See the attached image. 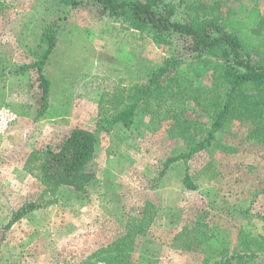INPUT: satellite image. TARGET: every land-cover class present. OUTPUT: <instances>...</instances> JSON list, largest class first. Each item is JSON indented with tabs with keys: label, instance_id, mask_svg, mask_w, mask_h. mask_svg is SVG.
<instances>
[{
	"label": "rangeland",
	"instance_id": "374dc122",
	"mask_svg": "<svg viewBox=\"0 0 264 264\" xmlns=\"http://www.w3.org/2000/svg\"><path fill=\"white\" fill-rule=\"evenodd\" d=\"M76 1L0 0V110L15 116L0 132V264H103L100 256L109 248L113 255L112 246L138 223L147 204L156 214L127 253L129 264H202L209 258L204 249H240L243 232L264 245V143L248 138L251 124L234 122L215 150L174 163L164 174L166 159L185 149L169 134L172 115L185 113V102L175 100L170 86L162 85L160 107L149 103L132 130H99L101 107L112 110V96L126 97L171 55L184 52L185 65L175 75L189 71L196 86L207 87L210 73L194 57L185 58L183 38L166 32L154 39L152 31L133 30L127 20L101 13L97 0ZM252 7L264 17V0H160L155 11L184 25L194 17H244ZM51 23L57 43L44 70L49 105L37 119L34 72L15 71L41 54L42 32ZM77 128L97 139L87 166L93 180L82 193L62 186L50 194L40 181L39 158ZM187 173L196 190L184 186ZM27 203L42 207L4 229ZM190 238L191 250L174 248Z\"/></svg>",
	"mask_w": 264,
	"mask_h": 264
},
{
	"label": "trees",
	"instance_id": "16d2710c",
	"mask_svg": "<svg viewBox=\"0 0 264 264\" xmlns=\"http://www.w3.org/2000/svg\"><path fill=\"white\" fill-rule=\"evenodd\" d=\"M60 5H74L76 0H57ZM107 16L127 20L133 30L152 31L154 39L161 40L166 32L184 39L185 53H189L206 71L210 73L207 87L196 86L189 71L180 77L175 71L184 63V52L165 59L156 70L146 73L143 83L137 84L126 97L112 96L111 110L101 107L97 128L105 133H112L117 127L132 130L137 116L147 111L149 103L157 102L158 109L163 92V84L170 86L172 96L177 102H185V113L172 115L173 124L169 128L171 137L180 138L185 145L184 151L169 157L163 163L162 174L174 163L189 162L201 152H212L220 144L225 132H230L234 122L250 123L252 131L248 138L264 143V38L260 30L264 28V17L257 7H252L247 16L230 17L206 21L191 18L187 23L169 22L161 19L155 11L160 0H97ZM44 49L37 59L30 64L18 67L15 73L33 71L40 90L39 108L36 118H42L48 109L50 82L44 70L57 43V25L51 23L42 32ZM178 37V38H179ZM191 66V64H187ZM144 69H148L143 67ZM193 104L198 111L189 108ZM151 115L157 111L150 109ZM191 110V111H190ZM159 112V111H158ZM190 112L191 116L186 114ZM189 113V114H190ZM205 117L206 122L202 119ZM153 119V118H152ZM97 139L93 132L73 129L55 147H47L39 158L40 181L50 194L59 187H71L77 192H84L93 180L87 171L89 161L95 152ZM183 184L190 190H196L187 173ZM37 203H27L17 210L11 220L4 225L9 229L27 214L41 208ZM151 208V209H149ZM156 214L149 204L143 210L138 223L131 225L124 238L116 242L111 250L100 256L103 264H129V255L138 237L146 234ZM183 234H180L181 237ZM262 237V236H261ZM256 238L243 232L240 237V249L231 252L227 247L206 250L209 258L202 264H264V245ZM191 238L184 245H175V249L191 250ZM126 254L120 260L115 253ZM98 257V255H97Z\"/></svg>",
	"mask_w": 264,
	"mask_h": 264
},
{
	"label": "built area",
	"instance_id": "2783aa9c",
	"mask_svg": "<svg viewBox=\"0 0 264 264\" xmlns=\"http://www.w3.org/2000/svg\"><path fill=\"white\" fill-rule=\"evenodd\" d=\"M15 119V116L12 115L8 110H0V132H3L10 123Z\"/></svg>",
	"mask_w": 264,
	"mask_h": 264
}]
</instances>
